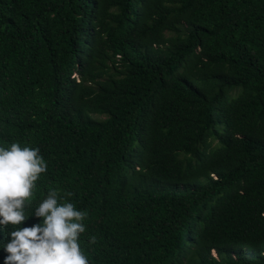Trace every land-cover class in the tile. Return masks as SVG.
I'll return each mask as SVG.
<instances>
[{
  "label": "trees",
  "instance_id": "16d2710c",
  "mask_svg": "<svg viewBox=\"0 0 264 264\" xmlns=\"http://www.w3.org/2000/svg\"><path fill=\"white\" fill-rule=\"evenodd\" d=\"M11 143L89 264H264V0H0Z\"/></svg>",
  "mask_w": 264,
  "mask_h": 264
},
{
  "label": "clouds",
  "instance_id": "9594fccd",
  "mask_svg": "<svg viewBox=\"0 0 264 264\" xmlns=\"http://www.w3.org/2000/svg\"><path fill=\"white\" fill-rule=\"evenodd\" d=\"M47 169L38 147L0 146V264H89L80 244L87 211L58 188L50 187L37 203L32 199L35 182Z\"/></svg>",
  "mask_w": 264,
  "mask_h": 264
},
{
  "label": "rangeland",
  "instance_id": "374dc122",
  "mask_svg": "<svg viewBox=\"0 0 264 264\" xmlns=\"http://www.w3.org/2000/svg\"><path fill=\"white\" fill-rule=\"evenodd\" d=\"M95 117L104 118V115H94Z\"/></svg>",
  "mask_w": 264,
  "mask_h": 264
}]
</instances>
